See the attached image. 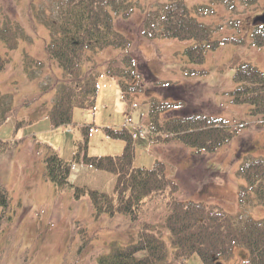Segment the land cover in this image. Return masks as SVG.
Here are the masks:
<instances>
[{"label":"rangeland","instance_id":"374dc122","mask_svg":"<svg viewBox=\"0 0 264 264\" xmlns=\"http://www.w3.org/2000/svg\"><path fill=\"white\" fill-rule=\"evenodd\" d=\"M131 1L134 8L129 18L113 11L116 25L133 39L139 61L146 60L154 80H149L152 75L147 78L141 74L147 89L130 92V107L125 118L113 110V100L106 89L102 90V100H97L96 109L75 107L71 123L53 126L49 110L56 100L58 83L67 77L45 49L51 34L44 18L52 11L56 0H0L4 20L17 23L22 29L12 50L0 37V54L7 59L0 71V102L19 106L17 114L0 125V138L17 141L14 150L5 155L0 164V175L11 196L12 216L0 231L3 249L0 264H20L26 249L30 254L27 264H99V256L109 253L114 246L137 241L140 229L132 224L129 216L97 213L88 196L75 198L72 189H61L44 175L46 146L72 159L77 141L82 138L83 125L90 126L89 154H121L125 141L107 136L103 126L117 128L123 124L134 135V165L152 168L156 160H163L167 174L180 183V198L264 219V204L254 195L245 206L239 201V189L245 183L239 167L249 158L264 156V122L249 113V104L233 102L231 94L236 84L233 75L240 62L248 61L264 70V49L253 43L251 34L252 20L264 11V0L248 3L244 0H186L192 14L211 28L213 39H220L216 48L206 50L202 63L191 62L184 52L193 39L168 36L150 39L143 35V21L148 11L167 0ZM121 50L114 46L99 50L94 54L93 65L103 70L105 60ZM87 65L84 62L83 68ZM190 66L204 67L207 72L191 74ZM159 80L165 82L157 84ZM27 98L34 100L22 104ZM152 98L177 103L171 111L175 115L200 111L223 117L229 125H237V133L213 152L197 149L171 136L168 142L152 143L145 132L149 130ZM75 172L73 169L70 178L77 185L115 194V173L86 164L77 173L78 178H73ZM166 211L163 203L156 204L151 223L171 250L170 231L164 223ZM77 220H82L93 232L91 244L81 255L83 233L74 230ZM145 253L146 249L139 251V255ZM247 255L246 248L235 246L225 264L236 261L250 264ZM183 264H201V258L195 253Z\"/></svg>","mask_w":264,"mask_h":264},{"label":"trees","instance_id":"16d2710c","mask_svg":"<svg viewBox=\"0 0 264 264\" xmlns=\"http://www.w3.org/2000/svg\"><path fill=\"white\" fill-rule=\"evenodd\" d=\"M133 8L131 0H56L52 11L44 18L51 34L45 49L67 77L58 83V94L49 110L53 126L71 123L75 107H95L99 75L103 72L96 64L93 65L94 54L99 50L110 46L122 49L119 54L105 60L104 72L119 78L125 98H129L130 92L145 89L141 81L142 73L147 78L152 75L149 80H154L146 60L139 61L133 39L116 25L113 11L129 18ZM4 17L0 11V37L12 50L22 29L17 23L5 21ZM142 33L147 38L168 36L193 39L194 42L184 50L193 63L204 62L206 50L216 48L220 42V39H213L211 28L192 14L186 0L162 1L155 9H150L143 21ZM251 34L253 43L264 49V24L254 25ZM6 62L7 59L0 54V71ZM84 62L88 63L86 68H83ZM206 71L204 67H189L191 74ZM233 79L236 84L231 91L232 101L249 104V113L264 122V70L251 62L242 61L236 66ZM163 82L159 80L157 84ZM32 100L34 98H27L22 104H29ZM176 104L155 98L150 100L151 139L169 140L171 136L197 149L213 152L237 133V125H229L223 117L200 111L188 115L172 114ZM18 110L19 106L0 102V125ZM161 114L167 116L162 118ZM103 128L107 136L125 141L121 154H89L90 126L83 125L82 138L77 141L72 159L64 158L51 146H46L43 158L45 177L58 187L72 189L75 198L88 196L97 213H121L129 216L132 224L139 226L137 241L114 246L109 253L99 256V264H183L195 253L200 256L201 264H216L229 259L235 246L247 249L250 264H264V219L243 216L241 211L233 214L217 205L180 198V183L167 174L163 160H156L152 168L134 165V135L128 127L106 125ZM16 144V140L0 138V164ZM74 162L115 173V194L72 182L70 174ZM239 173L245 179L239 189L240 204L247 205L253 195L264 204V156L245 160L239 167ZM158 203H163L167 210L164 223L170 231L171 250L163 237L153 230L151 223L154 206ZM10 208L11 196L0 175V231L12 219ZM83 223L77 220L74 228L75 232L83 233L80 255L91 244L93 236ZM143 249L146 253L139 255ZM28 250L24 251L20 264L29 261ZM2 251L0 247V259Z\"/></svg>","mask_w":264,"mask_h":264},{"label":"crops","instance_id":"0c3cea01","mask_svg":"<svg viewBox=\"0 0 264 264\" xmlns=\"http://www.w3.org/2000/svg\"><path fill=\"white\" fill-rule=\"evenodd\" d=\"M102 74L103 75H101L99 77V91H98V97H97L98 102H99V98H101V100H102V90L107 89L110 93L109 98L113 100V104H114L113 110L116 113H120L121 116L123 118H125L129 112L130 105H129V102L127 101V99H125V97L123 96V92H122L118 78L115 76L108 75L106 73H102ZM104 107L107 108L108 105L105 104ZM109 115H110V113H109ZM122 123H123V121H122ZM109 126H111V125H109ZM150 142L153 143L156 141L150 139ZM156 144H157V142H156ZM82 166H85V164H83V163H74L73 164V169L76 170L73 178L79 177V176H77V173H79L81 171ZM201 263H202V261H201Z\"/></svg>","mask_w":264,"mask_h":264},{"label":"water","instance_id":"95a60500","mask_svg":"<svg viewBox=\"0 0 264 264\" xmlns=\"http://www.w3.org/2000/svg\"><path fill=\"white\" fill-rule=\"evenodd\" d=\"M253 23H264V11L254 16ZM216 264H223V262L217 261Z\"/></svg>","mask_w":264,"mask_h":264}]
</instances>
